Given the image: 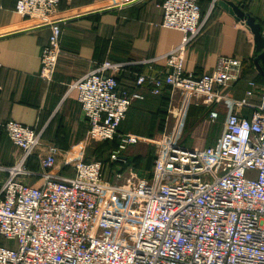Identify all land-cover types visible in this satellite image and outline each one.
<instances>
[{"label": "built area", "instance_id": "obj_1", "mask_svg": "<svg viewBox=\"0 0 264 264\" xmlns=\"http://www.w3.org/2000/svg\"><path fill=\"white\" fill-rule=\"evenodd\" d=\"M62 1L16 3V13L32 26L50 27L41 53L40 76L47 81H53L62 55ZM160 9L157 26L182 33L181 42L159 58L166 65L163 77L137 74L135 90L126 93L119 73L140 63L107 59L70 86L88 121V138L113 140L145 86L154 94L166 88L181 93L180 111L227 102L237 112L228 115L213 146L194 149L177 136L164 138L149 177L129 167L116 171L114 180L102 161L84 158L71 164L73 176H63L56 171L57 147L37 155L41 130L0 123L21 150L0 189V264H264V85L250 81L245 96L233 98L242 70L235 56L220 57L203 75L187 71L188 50L204 33L210 12L201 13L199 0H165ZM218 118L213 110L211 121ZM183 120L176 118L168 137L182 131ZM145 140L153 143L122 135L111 160L125 163L127 147ZM31 158L39 161V171L27 168Z\"/></svg>", "mask_w": 264, "mask_h": 264}, {"label": "crops", "instance_id": "obj_2", "mask_svg": "<svg viewBox=\"0 0 264 264\" xmlns=\"http://www.w3.org/2000/svg\"><path fill=\"white\" fill-rule=\"evenodd\" d=\"M130 1L133 0L124 2ZM164 1L140 0L102 13L96 12L117 6V0L62 1L57 10L63 31L62 55L53 81H47L40 76L41 53L48 42L50 27L28 31L34 27L33 23L16 13L17 0H0V123L15 121L41 130L48 146L67 147L69 153L73 152L72 147L80 146L84 148L85 160H94L86 157L96 142L88 138L89 124L78 103L77 92H69V88L107 59L140 63L119 73L120 89L126 93L135 90L137 74L163 77L166 65L159 58L176 47L182 39L180 31L157 26L162 19L160 5ZM238 1L262 25L264 32L261 22V19L264 21V0H256L260 6L256 1ZM200 3L205 9L204 15L210 12V16L204 33L188 50L186 70L203 75L213 70L222 56L239 57L242 60L241 77L235 89L232 88V94L233 98L241 99L250 81H262V76L253 66V34L243 22L227 13L218 3L212 9V0H200ZM141 93L143 98L133 101L120 127L122 134L152 138L155 133L148 135L150 129L139 128L141 117H175L176 112V117H184L182 129L185 132L188 123L197 117H208L212 122L210 117L213 110L218 113V119L225 117L224 123L231 112H237L227 102L212 107L190 105L185 111H180L183 97L179 92L173 94L168 89L164 96H160L145 86ZM160 111L164 113L160 114ZM238 112L250 114L246 109H239ZM172 128L169 130L172 131ZM180 142L196 149L183 139ZM20 155L21 150L0 127V189L8 177L5 169L15 165ZM69 163L70 160L59 153L56 171L63 176H73V167ZM27 168L39 171L40 163L32 158L27 162ZM30 181L35 183L37 180ZM3 243L5 241L0 238V244Z\"/></svg>", "mask_w": 264, "mask_h": 264}, {"label": "rangeland", "instance_id": "obj_3", "mask_svg": "<svg viewBox=\"0 0 264 264\" xmlns=\"http://www.w3.org/2000/svg\"><path fill=\"white\" fill-rule=\"evenodd\" d=\"M251 1L253 2L256 0H251ZM256 2H257V4H259V6L261 5L260 2H258V1H256ZM262 7H264V6L262 5ZM261 22L264 24V21L262 19H261ZM217 106H220V105H217ZM150 118L151 117H141V124H140L139 128L144 129V130L148 129L146 126L148 125V121ZM160 118L163 119V123H164L162 131L161 132L154 131L155 135L152 136V138H147L148 140L153 141V143H149L145 140V141L140 142L137 145L128 146L126 151L122 153L125 157H127V156H130V157L139 156V157H141V161H142L141 167H142L143 171H145L144 168H146L149 163L152 164V162L154 161L156 153H157L158 148H159L158 144L160 142H162L164 140V138H165V140H168V139L172 140V139L176 138V136H177L178 138H180V140L183 139L186 144L191 145V146L194 145L196 149L197 148H207L209 146H213L212 141L215 140L217 142V140H218V138L222 132L225 117H221L216 122H210L208 120V117H197L194 121L188 123V125L186 126V129L184 127L185 132L183 129H182V131H176L175 132L176 135L173 138L168 137V134H171V135L173 134L169 129L172 126L173 127L172 131H173L174 127L176 126L175 121H176L177 117H158V118H155V119H157V121L159 119L157 124L161 123ZM142 121H144V122H142ZM95 142L96 143L89 149L88 157H86V159H99V160L104 161L103 163L105 165V173H106L107 178L110 180H114L117 168H115L114 165L111 164V155H112V151L114 150V148H116V146L119 142V139L114 138L113 140H111L109 142H106V141H95ZM47 147H48V143L44 140L43 147H41V150L38 151L37 155L38 154H44ZM55 147H57V146L55 145ZM57 148L59 149L60 153H63L64 156H66V160H70V163L72 165L78 159L85 157L84 148H82L80 146L72 147V149L70 147L69 149H71L73 151L71 153L67 152L68 151L67 147L59 146ZM129 167H133V166L128 165L126 167V169ZM137 172L140 176H142L141 172H139V171H137Z\"/></svg>", "mask_w": 264, "mask_h": 264}, {"label": "water", "instance_id": "obj_4", "mask_svg": "<svg viewBox=\"0 0 264 264\" xmlns=\"http://www.w3.org/2000/svg\"><path fill=\"white\" fill-rule=\"evenodd\" d=\"M140 0H133L128 3L123 4L122 6H114L107 9H102L97 11L96 13H102L106 11H111L118 9L120 7H124L127 5L134 4ZM220 7H222L227 13L234 16L238 21H241L244 23V25L249 29V31L253 34L254 37V44H255V57H254V65L257 69V71L260 73V75L264 78V32L262 30V25L258 23L250 13L246 12L244 10V5L240 4L238 0H217L216 4ZM49 25L44 26H38L29 29L31 30H38L42 28H47ZM25 32V31H21Z\"/></svg>", "mask_w": 264, "mask_h": 264}, {"label": "trees", "instance_id": "obj_5", "mask_svg": "<svg viewBox=\"0 0 264 264\" xmlns=\"http://www.w3.org/2000/svg\"><path fill=\"white\" fill-rule=\"evenodd\" d=\"M199 5H200V7H201V13L204 15V12H205V9H204V7L202 6V4L200 3V0H199ZM253 66L255 67V65H254V59H253ZM256 68V67H255ZM261 79H262V81L261 82H257V81H255L256 83H258L259 85H264V78L263 77H261ZM236 84L237 83H235L234 85H233V88L235 89V86H236ZM168 90V88H166V89H164V91L161 93V94H159L160 96H164L165 95V93H166V91ZM231 96L233 97V94L231 93ZM163 98H165V97H163ZM193 107H206V106H204V105H192ZM164 112L163 111H160V114H163ZM155 118H158V117H151L150 119H149V121H148V125H147V127H148V129H150V132H148V135H153L154 134V131H158V132H161L162 131V129H163V119H161L160 118V121H161V123H158L157 124V122L159 121V119H158V121H157V119H155ZM122 125V124H121ZM121 127V126H120ZM122 135H124V134H122L121 132H120V128H119V131H118V134H117V136L115 137V138H117V139H119V142H118V144H117V146H116V148H114V150L112 151V154H113V152L114 151H116V150H118V148H119V145H120V142H121V136ZM111 141V140H110ZM106 142H109V141H106ZM213 145V144H212ZM155 158H156V156H155ZM32 159V158H31ZM94 160H99V159H94ZM99 161H102V160H99ZM154 161H155V159H154ZM154 161L152 162V164H148L147 165V167L146 168H144V170L145 171H143L142 170V161H141V157H139V156H134V157H128L127 156V158H126V162L124 163V162H122V161H112L111 160V164H113L114 165V167L115 168H117V170L116 171H122V170H125L126 169V167L128 166V165H132L137 171H139V172H141L142 173V176H147V177H149L150 175H151V171H152V168H153V164H154ZM102 162H104V161H102ZM143 172H142V171ZM1 238V237H0Z\"/></svg>", "mask_w": 264, "mask_h": 264}]
</instances>
